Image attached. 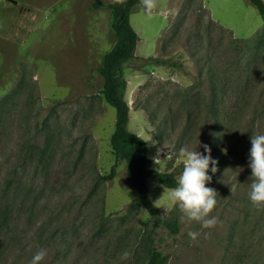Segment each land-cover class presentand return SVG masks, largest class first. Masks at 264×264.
Masks as SVG:
<instances>
[{
  "label": "rangeland",
  "instance_id": "1",
  "mask_svg": "<svg viewBox=\"0 0 264 264\" xmlns=\"http://www.w3.org/2000/svg\"><path fill=\"white\" fill-rule=\"evenodd\" d=\"M15 1L0 0V198L14 206L0 232V264H29L40 249L41 264H147L151 243L163 264H264V208L249 199L251 137L264 134L256 6L157 0L149 15L140 0L130 15L140 39L123 66L128 129L156 142L146 143L152 167L178 179L180 148L207 155V144L216 160L236 150L209 171L218 223L204 229L182 220L172 188L151 176L156 223L113 152L116 109L97 70L116 41L110 9L94 8L96 0ZM114 164L115 176L104 179ZM189 231L201 233L197 241Z\"/></svg>",
  "mask_w": 264,
  "mask_h": 264
},
{
  "label": "trees",
  "instance_id": "2",
  "mask_svg": "<svg viewBox=\"0 0 264 264\" xmlns=\"http://www.w3.org/2000/svg\"><path fill=\"white\" fill-rule=\"evenodd\" d=\"M250 1L256 6L264 20V0ZM139 2L140 0H124L123 3L118 2V0L111 2L96 0L93 2L94 8L110 9L112 28L116 36L113 47L104 53L97 70L104 77L102 87L104 98L109 105L116 109L115 130L111 135L113 152L118 160L127 162L129 183L137 190L142 206L153 215L157 223L160 220V209L155 206L150 198L147 179L155 176L164 186L175 188L177 187V178L172 171H161L152 167V159L148 155L144 138L128 129L130 107L125 99L127 81L123 76V66L135 57V50L140 39L138 32L130 22L131 12ZM232 152H236V150L230 149L224 152L217 160L218 163L222 164ZM116 168L117 165L114 164L110 172L103 175V178L112 179L116 174ZM28 192L24 193L23 198H27ZM27 206H25L26 209L29 207ZM13 207L12 204L6 202L5 196L0 198V232L2 229L6 230L9 227L11 222L10 212L14 209ZM164 224L171 228L174 233L179 231L175 220H164ZM147 250L149 254L147 264H163L165 262L166 257L153 243L148 245Z\"/></svg>",
  "mask_w": 264,
  "mask_h": 264
},
{
  "label": "clouds",
  "instance_id": "3",
  "mask_svg": "<svg viewBox=\"0 0 264 264\" xmlns=\"http://www.w3.org/2000/svg\"><path fill=\"white\" fill-rule=\"evenodd\" d=\"M118 2L123 3L124 0ZM141 4L149 15L157 8V0H141ZM144 141L150 147L156 144L153 141ZM202 147L207 155L190 150L187 146L180 148L178 157L183 160V171L177 179V187L170 190V196L183 213L182 220L186 219L189 223L194 221L204 229H212L218 223L217 217L212 215L218 203V193L206 184L212 181L209 171L213 174L218 171V161L212 157L211 148L207 144ZM153 159L159 165V155ZM249 167L252 172L249 199L257 208H264V134H252ZM155 206L158 207V201ZM200 235L197 231L188 232L193 242L197 241ZM46 256V250L40 249L33 255L29 264H41ZM128 258L129 253L124 252L122 259Z\"/></svg>",
  "mask_w": 264,
  "mask_h": 264
},
{
  "label": "water",
  "instance_id": "4",
  "mask_svg": "<svg viewBox=\"0 0 264 264\" xmlns=\"http://www.w3.org/2000/svg\"><path fill=\"white\" fill-rule=\"evenodd\" d=\"M12 2H14V3H16V1L15 0H11Z\"/></svg>",
  "mask_w": 264,
  "mask_h": 264
}]
</instances>
